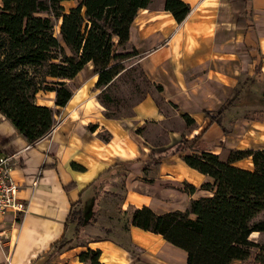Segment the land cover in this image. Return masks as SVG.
Listing matches in <instances>:
<instances>
[{
    "label": "crops",
    "instance_id": "crops-1",
    "mask_svg": "<svg viewBox=\"0 0 264 264\" xmlns=\"http://www.w3.org/2000/svg\"><path fill=\"white\" fill-rule=\"evenodd\" d=\"M164 1L158 0L156 9L139 10L129 29L128 43L140 55L138 64L152 83L162 86L138 102L130 116H105L98 92L92 91L94 64L88 62L71 80L74 93L66 106H55V92L37 93V103L56 108L52 133L29 144L9 121L0 123V143L12 139L0 154L12 158L13 176L28 208L22 214L0 215V264H90L79 258L88 246L100 249L106 264H186V251L158 234L116 224L106 214L107 207L113 213L111 205L117 202L123 212L130 205H145L155 213L185 210L191 198L211 195L212 189L201 186L213 179L189 167L184 152H173L183 135H200L199 148L214 151L221 160L230 149L254 143L256 133L264 136V123L246 118L240 102L248 87L242 83L245 77L253 85H264V0L248 1L253 26L246 30L237 26L238 13L230 1L217 0L224 36L211 34L208 56L192 65L177 59L180 33L164 26L163 20H174ZM246 45L251 49L244 50ZM236 89L238 104L225 110L221 124L211 123L204 111L216 112ZM184 113L194 119L193 125L186 126ZM91 124L98 126L95 131L88 128ZM152 152L163 157L158 165L147 167L144 160ZM182 183L193 185L194 192H180ZM79 199L88 206L86 219L93 207L90 222L82 228L88 239L75 244L80 238L74 237L71 224L67 236L73 238V247L54 252L51 246L63 236L72 203Z\"/></svg>",
    "mask_w": 264,
    "mask_h": 264
},
{
    "label": "trees",
    "instance_id": "trees-1",
    "mask_svg": "<svg viewBox=\"0 0 264 264\" xmlns=\"http://www.w3.org/2000/svg\"><path fill=\"white\" fill-rule=\"evenodd\" d=\"M76 3L66 7V2ZM237 11V26H253L249 0H229ZM152 0H2L0 7V114L9 121L17 134L29 144L44 137L55 123L56 108L39 104L40 91L55 92V106L64 107L73 96L71 80L93 62L97 75L92 91L105 108V116L124 118V105L112 97L116 80L124 75L139 76L135 83L136 100L133 107L153 90L161 91L160 84L152 83L137 60L138 51L129 45V29L141 9L149 8ZM164 9L180 23L190 11L183 0H165ZM60 34V36H59ZM251 49L246 45L244 50ZM259 68L256 66L255 70ZM243 85L252 84L245 77ZM239 90L214 113L204 111L210 122L221 124V116L235 107ZM245 115L250 120H264V110ZM187 127L195 123L187 113L181 115ZM96 124L88 128L97 129ZM225 131V130H224ZM109 141L108 136L101 135ZM200 135L182 139L173 152H184L183 160L191 168L210 176L202 184L211 195L191 198L185 210L175 209L155 213L148 206L132 207L127 212L126 225L160 235L164 240L186 251V264H264V240L251 237L264 233V215L252 220V213L264 203V146L232 148L226 160L214 151L200 149ZM12 139L0 143L5 147ZM187 142V143H186ZM185 143L187 145H185ZM1 155V154H0ZM162 155L149 153L144 160L147 167L158 165ZM248 161L249 167L237 165ZM72 165L78 170L84 166ZM66 185V189L69 188ZM195 187L187 186L193 193ZM85 190L82 191V193ZM79 199L72 203L63 236L51 249L60 252L72 248L68 228L74 224V237L83 236L88 206ZM127 211V210H125ZM22 214V213H21ZM21 218L18 217V220ZM87 235V234H86ZM88 239V235L85 237ZM81 261L106 264L101 250L87 247L79 254ZM33 264V263H32Z\"/></svg>",
    "mask_w": 264,
    "mask_h": 264
},
{
    "label": "rangeland",
    "instance_id": "rangeland-1",
    "mask_svg": "<svg viewBox=\"0 0 264 264\" xmlns=\"http://www.w3.org/2000/svg\"><path fill=\"white\" fill-rule=\"evenodd\" d=\"M75 3L76 1L66 2L65 5L66 7H70L74 5ZM157 3H158V0H152V4L150 8L156 9ZM217 3H218L217 0H193L191 1V3H188L190 5V12L188 13V15L184 18L182 22L177 24L174 22V20H172V18L170 19L171 21L169 22L167 19L163 20L164 26L166 28L168 27L170 31H172L170 33H174L176 29H179V33H180L179 46L181 48H180V53H178L179 55H177V59L179 62H182L183 65H192L194 62L198 61L199 59L208 56L209 46L211 42L213 41L212 36H214L215 31L217 32L216 33L217 38L220 39L222 38V36H224V31L222 30V21H221L220 14L218 12ZM144 74H145V71H144ZM134 77L135 78L133 79L132 76L123 74L116 80L115 87L112 89V92H111L112 97H114L116 100L120 101L121 103H123L124 101H129V105H124V110H125L124 112H126L127 114L132 113L130 109V104L133 103L137 98V96L134 94V85L135 83L141 82L138 75L134 74ZM152 89L153 90L150 92V94L152 92L154 94L157 93L156 90H154V88ZM240 102H242V106L244 104L243 114L245 115L248 114L249 116H252V115H255L256 113L255 111L264 110V85L262 84L253 85V83L250 84L249 87H246V96L244 95L243 99L240 100ZM167 114L172 115L173 113H171L170 110H167ZM223 120L225 121V119ZM253 121L264 123V120L262 121L253 120ZM172 124L176 126V122L174 120H172ZM142 135H144V138L147 137L146 132H143L141 136ZM104 136L106 137L107 135L104 134ZM191 139L192 137H190V140ZM229 142L232 143L233 141L231 140ZM253 142L254 143L250 144L247 147H252V148L263 147L264 146L263 145L264 144L263 134L256 133L254 135ZM186 143L185 145H187ZM239 166L246 168V167H249V163L248 161H242L241 163H239ZM210 182L213 185L215 184L213 180H211ZM187 186L188 184L182 183V185L180 184L179 187H177V189L180 192L182 190L186 191ZM119 203L120 202H117L111 205V207L114 205V207L112 208L115 210L114 213L112 212V210H108L110 209V207H107L106 214H108L111 221L115 219L116 224L119 223V225L120 224L122 225L123 223L124 225H126V220H128L127 212L131 210L132 206L131 205L127 206L126 208L127 211L123 212ZM263 215H264V203L252 213V220L259 219ZM105 218L107 219V216H105ZM251 237L254 239H258V240H264V233L262 234L254 233L253 235H251ZM82 241H85V237L80 236V239L76 240L74 243L76 244ZM6 263L10 264V260H7Z\"/></svg>",
    "mask_w": 264,
    "mask_h": 264
},
{
    "label": "built area",
    "instance_id": "built-area-1",
    "mask_svg": "<svg viewBox=\"0 0 264 264\" xmlns=\"http://www.w3.org/2000/svg\"><path fill=\"white\" fill-rule=\"evenodd\" d=\"M53 125L49 134L55 130ZM13 164L10 156L0 155V215L7 213H25L27 204L20 196L21 186L13 176Z\"/></svg>",
    "mask_w": 264,
    "mask_h": 264
}]
</instances>
